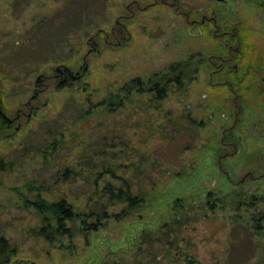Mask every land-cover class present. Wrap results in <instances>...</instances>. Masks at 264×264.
<instances>
[{
  "label": "rangeland",
  "instance_id": "374dc122",
  "mask_svg": "<svg viewBox=\"0 0 264 264\" xmlns=\"http://www.w3.org/2000/svg\"><path fill=\"white\" fill-rule=\"evenodd\" d=\"M208 10L223 17L222 24L229 29L232 17L249 15L257 62L264 64V11L241 0H0V99L8 117H18L10 134L0 140V158L16 163L11 171L0 170V229L17 247L8 264H102L105 260L112 264L115 258L134 264L147 260L148 255L135 257L137 238L144 228L155 229L168 220L175 197L183 195L193 197L191 203L187 201L191 219L182 223L179 246L171 251L175 255L162 258L159 254L161 262L152 264H264L263 206L254 205L235 218L230 208L218 207L213 212L203 205L207 191L228 192L236 186L229 175L235 181L245 178L246 187L260 198L264 193L263 176L247 177L249 171L258 172L256 168L264 174V156L253 153L257 147L264 155V91L253 90L238 128L241 152H252V161L239 153L221 167L212 148L202 147L218 139L214 134L233 122L225 109L224 94L208 85L212 78L209 63L190 74L197 59L207 56L213 45L211 27L204 31L195 22ZM125 23L130 32L125 45L108 46L106 34L114 25ZM108 39L113 41L110 35ZM179 63H188L183 83H171L172 91L161 102L155 103L152 94L136 93L115 111L98 109L87 118L80 117L131 79L158 80V75ZM65 65L79 76L71 87L58 86L62 76L57 70ZM258 84L264 86L263 70H259ZM200 121L205 124L196 125ZM49 126L64 132V143L47 165L34 146L45 136L53 138ZM16 127H20L18 133ZM145 157H156L177 175L185 162L188 172L165 175L150 193V201L122 221H103L109 226L91 232L88 244L83 236L76 239V247H69V241L53 246L34 236L31 228L40 217L20 196L24 191L32 197L23 189L27 182L46 179L51 190L44 192L46 198L65 195L85 211L100 199L92 185L86 184V174L94 178L101 170L95 163L106 159L118 163L117 173L133 179L139 192L147 189L149 194L151 181L145 175L137 177L133 165L144 166L148 173ZM78 160L77 169L83 175L74 181H55L53 174L60 167ZM109 180L124 182L118 176ZM121 208L113 205L109 209ZM253 213L257 221L261 217V232L251 220Z\"/></svg>",
  "mask_w": 264,
  "mask_h": 264
},
{
  "label": "trees",
  "instance_id": "16d2710c",
  "mask_svg": "<svg viewBox=\"0 0 264 264\" xmlns=\"http://www.w3.org/2000/svg\"><path fill=\"white\" fill-rule=\"evenodd\" d=\"M241 2L248 7L264 11V0H241ZM199 18L200 20L195 22L204 31L211 27L210 31H212L211 39L213 45L207 56L204 55L202 58L197 59L195 68L190 74L199 72L203 64L209 63L212 78L207 80L208 85L213 91H221L224 94L225 99L228 101L225 109L230 118L233 119L232 124L222 126V130L214 134V138L218 139L213 143L204 144L202 147L212 148L210 150L214 151L215 159L221 167H224V162H226L228 157L238 156L239 153L245 159H251L250 161H252V158H250L252 152H241L242 137L238 128L242 122L243 115L247 111L248 106H250V97L254 94V91H257V93L264 91V86L258 84L259 70L264 71V64L257 62V43L254 26L250 23L249 15H240L235 20H232L234 19L232 17L231 21L233 25L231 29L222 24L224 18L217 14L216 11L208 10V14L203 13V16H199ZM118 24L114 25L108 33L106 32L104 41L108 46L116 44L118 47H122L126 43L125 39L130 35L126 23L124 26H119ZM109 35L112 37V42L108 39ZM95 48H97V51L99 50L98 46ZM188 63L186 65L185 63H179V65L173 64L166 72L158 75V80L154 78L144 80L141 77L131 79L120 88L119 92L116 94L111 92L93 106L91 105L90 109L84 110L80 117L87 118L90 114L97 113L98 109L108 113L115 111L118 106L125 105V100L130 99L136 93L143 95L152 94V99L155 103L161 102L172 91L170 89L172 86L171 83H180L179 85L183 83L184 76H186L184 70ZM65 66L63 68L59 67L57 70V75L62 76L59 79L58 86L71 87L79 79V76L75 75L74 70L70 67ZM192 78H195V76L193 75ZM85 84L86 82L81 83V87H84L83 90L87 86ZM87 100L89 102L91 101L89 99ZM17 119L18 117H8V114L2 107V101L0 99V140L10 134L9 132L13 126H16ZM204 124L205 121H200L196 125ZM18 129L17 133L19 132ZM47 131L54 135L53 138L49 139L51 136H45L44 141L34 147L37 148L38 152L42 153L45 163L49 165L51 160H54L56 155H59V150L64 143V132L59 129L54 131L51 126L47 127ZM57 131L61 132L60 134L62 136L58 137ZM102 153H105V151H102ZM253 153L264 156L257 147L254 148ZM117 154L113 153V155ZM108 160L106 159L100 163H95V165L101 167V170L95 172L94 178L86 174V184L92 185L91 188L101 201L97 200L95 204L92 203L85 211L79 209L65 195H57L53 199L46 198L44 192H51L46 179L42 181L35 179L32 181L27 180L29 182H27L23 189H27L32 194V197L24 195L26 194L24 191L20 193V196L23 203L26 206L33 207L40 217L38 224L31 228L34 236L45 239L53 246L60 243L61 246H64L65 241H69V247H76V239L83 236L85 242L88 244L90 242L89 236L91 232L99 230L101 226L105 228L109 226L107 222L103 223V221L109 218L122 221L139 208H142L147 203L146 201H150V193L154 192L152 190L158 188L165 175L182 176L188 172L185 162L182 163L183 166L180 169L181 174L177 175L173 172H168L162 163L157 162L156 157L143 158V162L148 165V173L145 170L147 168L141 165L140 169V166L136 162L133 163L134 167L137 168L135 175L137 177L145 175L152 183L153 187H151L148 194L147 189H140L141 192H139L138 188L140 187H135L136 183L133 179L117 173L119 164L113 163L114 160L112 162ZM79 163L81 164V160H78L75 165L67 164L60 167L53 174L55 181L72 179L74 181L79 178L84 174L81 169H77ZM14 164H16L14 161L6 160L4 156L0 158V170L11 171L13 170L11 167H14ZM255 171L258 172L249 171L247 177H251L252 179L264 177V174L259 172L260 170L258 168ZM116 176L124 179V182L116 184L109 180V178ZM245 180L244 178L235 181L229 175V181L235 183L236 186L228 192L221 190L207 191L203 200L204 209H211V211L215 212L218 207L222 209L230 208L234 210L233 216L238 218V216H241L243 210L247 209L246 211H250V207L254 205L264 207V193L260 198L257 195L258 193L246 187ZM89 196L93 200L94 196L92 194ZM191 198H193L191 195L175 197L170 218L155 229L144 228L141 231L135 242V257L142 255L144 258L148 255L150 258H147V260H136L135 263L152 264L157 261L161 262L158 258L159 254H161L162 258H173L175 253L171 251L172 248L179 246L178 240L182 231V223L189 222L191 219L188 215V206L191 203ZM188 200L190 203L187 202ZM113 205H120L122 208L120 211L111 212L109 208ZM257 219L258 217L256 218V215L253 213L251 220L255 223L254 227L256 231L261 232V227L263 226L259 223L261 217L259 221ZM157 244L161 246L156 248ZM16 254L17 247L0 229V264L10 263ZM102 264H108V262L105 260ZM112 264L127 263L123 262L120 258H115Z\"/></svg>",
  "mask_w": 264,
  "mask_h": 264
},
{
  "label": "water",
  "instance_id": "95a60500",
  "mask_svg": "<svg viewBox=\"0 0 264 264\" xmlns=\"http://www.w3.org/2000/svg\"><path fill=\"white\" fill-rule=\"evenodd\" d=\"M218 1H222V2H225V1H227V0H218Z\"/></svg>",
  "mask_w": 264,
  "mask_h": 264
}]
</instances>
